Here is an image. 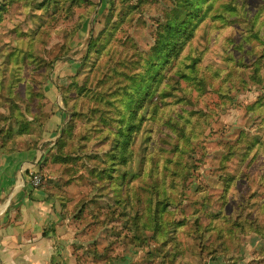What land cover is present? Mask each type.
Instances as JSON below:
<instances>
[{
  "label": "trees",
  "instance_id": "1",
  "mask_svg": "<svg viewBox=\"0 0 264 264\" xmlns=\"http://www.w3.org/2000/svg\"><path fill=\"white\" fill-rule=\"evenodd\" d=\"M147 1L110 0L101 29L87 44L71 83L61 91L69 119L35 173L43 176L49 164L57 163L69 180L82 174V184L90 191L75 222L89 217L87 224L114 238L107 250L113 244L131 246L141 252L139 264H208L219 258L237 264L242 259L240 242L249 233L264 241V224L254 218L257 206L264 216V119L256 134L240 133L237 145L226 147L218 160L222 197L247 178L245 170L258 163L262 169L256 190L229 213L222 201L215 209L207 194L198 206L185 204L193 170L191 163H182L186 135L185 125L179 126L184 120L178 119L185 116L175 112L177 118L161 125L159 132L156 125L162 106L181 104L179 110L186 114L184 105L192 90L199 95L206 91L203 52L197 54L193 43L207 36L212 22L240 20L241 14L236 0H164L151 27L152 43L142 51L132 39L117 35ZM93 6L90 0H2L0 56L9 63H0V152L30 151L43 142L52 117L45 109L51 67L72 54L69 43ZM80 9L85 11L76 13ZM52 34L60 36L62 44L49 58L44 48ZM251 38L257 39L256 34ZM221 70H213L216 77ZM238 74L242 88L264 85V56ZM177 78L190 89L178 86ZM255 104L264 110V97ZM151 157L160 160L158 166H149ZM233 158L237 165L230 172L226 164ZM43 178L46 192L59 203L66 220L64 186ZM258 191L260 199L255 200ZM182 235L190 241L195 263L185 258ZM259 255L264 258V245Z\"/></svg>",
  "mask_w": 264,
  "mask_h": 264
},
{
  "label": "rangeland",
  "instance_id": "2",
  "mask_svg": "<svg viewBox=\"0 0 264 264\" xmlns=\"http://www.w3.org/2000/svg\"><path fill=\"white\" fill-rule=\"evenodd\" d=\"M90 1L93 2L94 6L90 9V15L78 31L79 33L83 30V37H77V33L70 41L69 50L72 51V54L64 56L62 59L59 58L53 63L50 80L45 85V88L48 85L50 88L54 86L55 95L58 97L56 101L60 106L61 91L71 83L70 80L75 75L78 64L81 62V56L87 50V44L101 29L104 18L110 9V0ZM137 1L129 0L133 4ZM115 3L118 4L119 0H115ZM162 3H164V0H148L142 5L140 11L134 14L132 22L123 26L122 32L117 35L118 38H130L140 50H148L152 43L151 27L154 26L156 19L159 17ZM235 4L241 14L240 20L229 17L227 20L212 22L207 36L203 40H199V43H193V47L197 49V54L203 52L201 67H205L203 81L207 83L206 91L199 95L196 90H192L187 99L188 105L183 104L186 114L179 110L181 104L162 106L156 125V132H159L161 125H169L172 118H177L175 112L185 116V119H178L184 120L182 123L179 121L181 123L179 126L185 125L186 135L185 141L181 143L183 150L186 152L182 163L188 162L193 165L192 178L186 193L185 204L198 206L202 195L207 194L215 209L219 207L220 201L225 203L224 212L227 213L232 211L242 197L247 198L256 190L255 181L262 172L259 163L253 165L248 171H244L247 178L242 179L235 188L230 190L227 196L222 197L220 195L221 182L218 177L217 165L219 158L225 152L226 147L237 145L236 142L240 133L256 134L264 119L263 108L257 107L258 105L255 104L258 99L264 97V85L247 84L242 88L238 80L239 71H243L259 55L264 56V0H236ZM84 11L80 9L76 13H83ZM254 34H256L257 39L251 38ZM17 40L15 39V43ZM76 42H78V48L72 46ZM61 44V37L52 34L47 46L44 48L48 51V55L45 57L52 58L59 51ZM4 59L3 56H0V63L5 62L7 65L9 62ZM216 67H222L220 77H216L213 73ZM67 72H70L72 76H68ZM25 74L26 67H23V75ZM177 81L179 82L178 86L181 88H189L184 80L177 78ZM45 109H47V99ZM186 118L189 119V122H186ZM59 136L60 134L56 140H52L54 144ZM159 163L160 160L154 162L153 157H151L149 166L153 164L158 166ZM226 165L231 172L237 165V159L233 158ZM61 172L59 164L51 163L43 171V176L46 179L51 177L52 179H49V181L58 180L64 186V195L68 198L69 225L76 229L77 236L81 241L87 244L88 241L93 240L94 245H96L95 249L101 251L105 245L108 246L106 242H111L114 238L105 237L99 227L96 226V228L94 224H87L90 221L89 217H86L87 222H75V220H80L76 218V215L80 203L87 198L90 191L89 187L82 184V174L69 180ZM260 193L261 191L257 192L255 200L260 199ZM57 204L60 207L59 203ZM258 213H260L259 216ZM190 214L191 210L188 209L187 215ZM256 217L260 224H264V216L258 206L254 210V218ZM206 220L208 219L206 218ZM259 238L260 235L249 233L240 242V244L244 242L242 243L245 245L242 254L248 256V264H258L264 259L259 255V249H262L264 241L259 240ZM181 244L186 250L185 258L195 263L197 257L189 248L190 241L184 235L181 236ZM242 249L240 251H243ZM78 251H83V248L78 249ZM108 251L114 257L121 256L124 252L122 246L118 244L111 245ZM136 255H138V259L132 264L142 263L143 260L140 259L141 252L134 251L133 258Z\"/></svg>",
  "mask_w": 264,
  "mask_h": 264
},
{
  "label": "crops",
  "instance_id": "3",
  "mask_svg": "<svg viewBox=\"0 0 264 264\" xmlns=\"http://www.w3.org/2000/svg\"><path fill=\"white\" fill-rule=\"evenodd\" d=\"M82 31L77 37H83ZM72 46L78 48V42ZM53 88L49 85L45 88L46 111L52 117L46 125L43 142L30 151L9 155L0 152V264H132L138 259V255L133 258L138 250L123 246V254L114 257L106 245L99 251L93 240L84 243L69 225V218L63 220L57 202L46 192L48 187L34 189L29 183L30 173L38 171L45 154L54 145L52 140L57 139L68 120ZM242 243L243 251L238 253L242 259L237 264H248V256L242 254L245 246ZM80 248L83 251H78ZM101 254L103 257H99ZM208 264L225 263L219 258Z\"/></svg>",
  "mask_w": 264,
  "mask_h": 264
},
{
  "label": "built area",
  "instance_id": "4",
  "mask_svg": "<svg viewBox=\"0 0 264 264\" xmlns=\"http://www.w3.org/2000/svg\"><path fill=\"white\" fill-rule=\"evenodd\" d=\"M29 183L32 188L39 189L43 187L44 178L40 174L30 173L29 175Z\"/></svg>",
  "mask_w": 264,
  "mask_h": 264
}]
</instances>
